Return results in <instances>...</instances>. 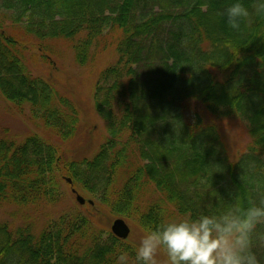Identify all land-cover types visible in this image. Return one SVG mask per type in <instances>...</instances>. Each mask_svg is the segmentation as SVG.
I'll list each match as a JSON object with an SVG mask.
<instances>
[{
	"label": "trees",
	"instance_id": "1",
	"mask_svg": "<svg viewBox=\"0 0 264 264\" xmlns=\"http://www.w3.org/2000/svg\"><path fill=\"white\" fill-rule=\"evenodd\" d=\"M231 2L0 0V94L45 129L19 143L0 139V210L53 205L70 179L107 219L143 232L164 219L219 211L234 197L246 204L264 191V17L232 30L223 15ZM242 2L251 13L254 0ZM57 42L68 44L80 67L97 54L117 55L92 94L105 137L82 160L68 161L52 142L76 136L75 103L28 66L33 47L50 66ZM190 101L245 124L251 143L237 159L229 160L214 124L186 117ZM121 248L134 249L87 212H65L38 233L0 222V264H114Z\"/></svg>",
	"mask_w": 264,
	"mask_h": 264
},
{
	"label": "rangeland",
	"instance_id": "2",
	"mask_svg": "<svg viewBox=\"0 0 264 264\" xmlns=\"http://www.w3.org/2000/svg\"><path fill=\"white\" fill-rule=\"evenodd\" d=\"M120 33H114L113 38ZM55 54L50 57V66L43 65L36 47L27 54L28 58L34 57V61H29L28 66L34 76L44 80L53 81L55 89L61 95L71 99L77 108L79 114V126L76 136L68 142H60L53 139L52 142L60 144L63 157L68 161L82 160L90 158L99 144L105 137V128L103 121L98 117L93 108L92 94L98 79L99 72L105 67L113 64L117 59L114 52L107 51L103 54H97L96 59L88 65L80 67L76 64L73 54L68 44L57 42L54 44ZM93 49L92 52H94ZM96 54V53H95ZM95 61V62H94ZM55 62V64H54ZM31 63V64H30ZM54 64V65H53ZM186 117L189 119L195 114L206 119L208 123L214 124L217 128L219 137L228 152L229 160L233 161L243 153L251 143L245 124L236 118H215L198 105L197 102L190 101L187 103ZM45 129L41 125H36L30 117L27 110L19 112L0 94V139L7 137L17 143L23 141L30 135H45L42 131ZM118 184V186H120ZM116 186L117 189L120 187ZM66 180L61 183L63 196L53 205H41L34 209H19L15 205L5 206L0 210V222L7 223L12 227L31 226L33 233H38L48 222L55 220L65 212L82 211L89 213L92 219H96L98 227L110 230L112 223L116 219H122L116 216L109 217L103 214L104 207L88 194L75 188ZM150 190L141 198L143 206L151 200ZM80 195L85 200L84 204H79L75 197ZM124 220V219H122ZM129 228V235L123 241H128L131 246L135 247L143 232L135 223L124 220ZM158 259L164 264L166 257L163 252L159 254Z\"/></svg>",
	"mask_w": 264,
	"mask_h": 264
},
{
	"label": "clouds",
	"instance_id": "3",
	"mask_svg": "<svg viewBox=\"0 0 264 264\" xmlns=\"http://www.w3.org/2000/svg\"><path fill=\"white\" fill-rule=\"evenodd\" d=\"M253 11L242 0L224 10L226 23L239 31L250 16L264 17V0H254ZM264 264V191L242 203L234 197L219 211L187 214L143 227L132 252L117 249L114 264Z\"/></svg>",
	"mask_w": 264,
	"mask_h": 264
},
{
	"label": "water",
	"instance_id": "4",
	"mask_svg": "<svg viewBox=\"0 0 264 264\" xmlns=\"http://www.w3.org/2000/svg\"><path fill=\"white\" fill-rule=\"evenodd\" d=\"M66 181L71 184V180L70 179H66ZM72 191H73V193H75V190H72ZM75 199H76V201L79 204H84V202H85V200L82 199V197L80 195H78V194H76ZM110 232L116 238L125 240L128 237V235H129V228L126 225V223L124 222V220H122V219H116L112 223V226L110 228Z\"/></svg>",
	"mask_w": 264,
	"mask_h": 264
}]
</instances>
